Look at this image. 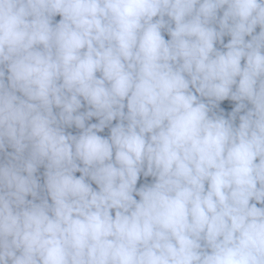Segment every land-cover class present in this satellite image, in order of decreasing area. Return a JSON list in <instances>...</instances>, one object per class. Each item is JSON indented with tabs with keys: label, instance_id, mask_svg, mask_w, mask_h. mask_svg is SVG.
I'll list each match as a JSON object with an SVG mask.
<instances>
[{
	"label": "clouds",
	"instance_id": "1",
	"mask_svg": "<svg viewBox=\"0 0 264 264\" xmlns=\"http://www.w3.org/2000/svg\"><path fill=\"white\" fill-rule=\"evenodd\" d=\"M0 264H264V0H0Z\"/></svg>",
	"mask_w": 264,
	"mask_h": 264
}]
</instances>
